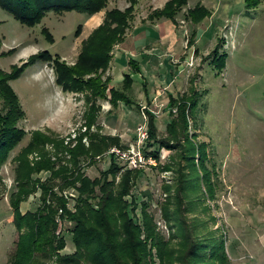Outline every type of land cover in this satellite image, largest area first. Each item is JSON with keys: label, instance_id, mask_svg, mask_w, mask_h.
<instances>
[{"label": "trees", "instance_id": "trees-1", "mask_svg": "<svg viewBox=\"0 0 264 264\" xmlns=\"http://www.w3.org/2000/svg\"><path fill=\"white\" fill-rule=\"evenodd\" d=\"M119 1H125L129 6L125 10L109 8L112 2ZM141 1L0 0L1 8L28 27L42 24L50 13L63 15L78 12L92 18L106 11L102 24L82 42L81 52L74 64L68 63L61 55L41 51L21 65L13 66L10 72L0 68V100L4 102V110L0 109V173L29 134L20 127L26 112L11 82L38 63L48 64L54 69L56 84L64 93L84 97V119L89 127V132L80 134L74 148L65 146L64 139L56 134L34 131L28 145L13 159L17 164V190L11 195L10 204L13 223L21 236L12 264H231L224 237L217 236L212 230L201 236L199 232L201 228H207L208 222L192 226L186 218L188 213L198 210L203 215H210V208L205 202L198 209L204 196L196 197L198 186L192 178L199 166L205 170V178L211 179L212 176L207 165V145L198 144L197 137L195 140L189 133L191 118L197 119L193 111L200 100L199 92L193 89L179 97L171 96L170 113L177 108L178 114H172L165 137L160 136L157 116L146 110L149 140L145 152L159 160L164 149L179 153L177 168L160 163V169H175L177 172L176 185L165 187L169 197L163 207V216L173 232L169 240L158 231L155 216L150 212L151 202L138 203L133 194L144 169L126 168L123 172L115 156H111L110 168L100 177L92 179L84 170L85 159L105 155L113 147L128 148L119 136L92 132L91 128L97 125L103 111L102 101L109 102L113 109L120 104L128 107L137 105L132 94L135 85L133 76L136 71L139 72L138 65L132 63L124 81L114 86L111 85L113 78L107 73L116 47L125 42L137 19ZM189 2L169 0L148 18L152 22L167 20L179 26L178 18L184 15ZM246 2L249 7L260 4L259 0ZM212 13L210 8L199 3L187 9L184 17L186 21L200 25ZM83 28V25L79 26L76 37L82 35ZM43 33L47 40L55 42L48 28H44ZM195 38L196 33L189 40L191 46L195 44ZM223 47L220 41L210 55L221 73L227 60V54L221 53ZM85 136L89 137V146L83 141ZM48 144H52L58 154L67 152L70 156L69 160L64 158L67 165L59 167L58 162L53 161L46 149ZM34 153L40 154L41 159L33 164L30 156ZM198 154L199 162L196 159ZM184 162L187 166H183ZM43 173H49V176L44 179L40 176ZM69 189L75 190L77 196L68 198L62 194ZM39 192L41 204L37 210L23 212L22 204ZM71 200L74 208L70 207ZM67 224L71 228L66 229ZM68 234L75 247L71 254L64 253Z\"/></svg>", "mask_w": 264, "mask_h": 264}, {"label": "rangeland", "instance_id": "rangeland-1", "mask_svg": "<svg viewBox=\"0 0 264 264\" xmlns=\"http://www.w3.org/2000/svg\"><path fill=\"white\" fill-rule=\"evenodd\" d=\"M153 2L160 6L165 0ZM198 2L205 3L212 12L226 8L227 14L221 16L220 21L216 19L212 22L210 16L205 20L208 22L196 25V34L200 37L199 47L205 54L199 57L200 66L189 73L188 93L194 89L200 95L199 103L193 111L197 119L191 118L189 133L190 137H197L198 144L207 145V165L212 176L211 179L205 178V170L199 166L192 178L198 186L196 197L204 196L198 209L205 202L210 208V215H203L198 210L196 213H188L186 218L192 226L208 222L206 229L201 228V236L212 230L216 231L217 236L224 237L231 264H264V0H259L258 7L247 6L246 0H190L189 4L195 5ZM124 3L112 2L109 8H122ZM149 8L142 12L140 10L141 14L147 15ZM185 13L178 18L180 28L177 26L187 43L194 31L189 29ZM143 15L137 16L135 22H141ZM87 18L78 12L63 15L50 13L42 24L28 27L0 7V68L10 72L13 66L21 65L41 51L61 55L68 63L74 64L81 52L82 42L93 31L91 26L94 27V21L91 24L92 19ZM157 21L172 23L167 20ZM80 25L85 27L82 36L78 38L76 33ZM44 28L50 30L54 43L47 40ZM220 41L224 44L221 53L227 54L226 67L222 73L210 56ZM189 66L192 68L193 65ZM113 73L111 68L107 73V76L115 80L111 85L117 80ZM11 86L26 112L20 127L29 134L0 173V264H12L21 236L13 223L10 204L11 195L17 190V164L13 159L28 145L34 131L56 134L64 139L65 146L71 148L77 145L81 133L89 132L84 119V97L64 93L56 84L54 69L48 64L38 63L19 79L13 80ZM137 93L134 89L132 95L135 103L139 100ZM162 100L156 102L154 110L160 136L165 137L173 113L165 110L167 100ZM101 104L103 111L91 131L119 136L128 148L113 147L105 155L85 159L84 170L92 179L100 177L102 172L110 168L111 156H115L123 172L129 169L127 161L111 154V150H131L138 140L140 126L148 125L146 109L144 114L141 107L136 105L128 107L120 104L117 109H113L109 102L102 101ZM0 109L4 110L3 100H0ZM83 141L89 146V137L85 136ZM46 149L59 167L67 165L64 160L65 157L70 159L67 152L58 154L52 144H48ZM178 155L177 150L164 149L159 162L177 168ZM40 159L38 153L30 156L33 164ZM196 159L199 162V154ZM183 166H187V162ZM193 169L192 166L191 172ZM40 176L45 179L49 173ZM176 179L175 169L162 170L160 165L157 168L147 167L133 190L138 203L151 202L150 212L155 216L158 231L168 240L173 232L163 216V207L169 197L165 187L176 185ZM40 194L31 196L22 204L23 212L37 210L41 204ZM62 194L66 197V194L77 196L73 189L65 190ZM70 207L74 208L72 200ZM67 226L66 229L71 228L70 224ZM66 237L67 248L64 253L71 254L75 247L71 236L68 234Z\"/></svg>", "mask_w": 264, "mask_h": 264}, {"label": "crops", "instance_id": "crops-1", "mask_svg": "<svg viewBox=\"0 0 264 264\" xmlns=\"http://www.w3.org/2000/svg\"><path fill=\"white\" fill-rule=\"evenodd\" d=\"M168 1L165 0L162 5L156 6L153 0H142L137 16L143 15L141 12L148 7H150V12L162 9ZM199 3L208 7L205 3L198 2L195 5L189 4L188 8H194ZM128 6L125 2L121 9L125 10ZM229 11L231 13L230 9ZM150 12L147 15H143L141 22H135L136 25H132L125 42L116 47L113 57L115 59L112 62L111 69L117 79L112 85L114 86L124 81L125 75L131 70L132 63L138 65L139 72L136 71L133 76L135 79L134 89L138 91L137 98L139 100L137 105L141 107L143 112L148 107L149 111L156 115L154 109L159 99H163L162 101L167 100V108L165 110H169L168 106L171 96L179 97L188 92L189 78L191 76H189V73L200 66L199 57L205 53L199 47L200 37L197 34L195 44L193 48H190L189 40L187 43L185 39L183 40L184 36L179 31L180 26L178 28L177 25L164 21H144L148 19ZM224 14H227L226 8L222 11L216 9L210 20L212 22L216 19L220 21L221 16ZM105 15L106 11L86 19H92V21L90 20L91 24L94 21V24H92L94 27L91 24L89 25L93 31L102 24ZM189 26V29L194 31L193 34L197 32L195 24L189 22ZM91 33L89 32L85 39ZM196 54L199 55L197 56ZM191 63L194 64L192 68L189 66ZM109 105L112 107L110 103Z\"/></svg>", "mask_w": 264, "mask_h": 264}, {"label": "built area", "instance_id": "built-area-1", "mask_svg": "<svg viewBox=\"0 0 264 264\" xmlns=\"http://www.w3.org/2000/svg\"><path fill=\"white\" fill-rule=\"evenodd\" d=\"M191 65H194V64L191 63ZM172 113L178 114V109L177 108L173 109ZM145 117L146 119H148L146 114H145ZM148 140H149V130H148V125L146 123L140 126L138 140L136 144L131 148V150L122 151L120 149H113L111 150V154H115L119 158L126 160L128 163V166L131 169L137 170V169H145L147 167L157 168L160 165L159 159L155 158L152 155H148L144 150V147L146 143L148 142ZM66 195L68 198L69 196H71L72 198L76 196L73 194L71 195L66 194Z\"/></svg>", "mask_w": 264, "mask_h": 264}]
</instances>
